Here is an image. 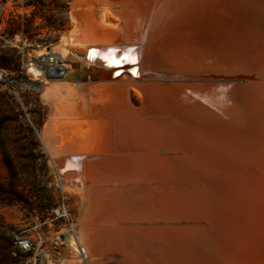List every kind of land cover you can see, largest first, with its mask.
Wrapping results in <instances>:
<instances>
[{"label":"bare ground","instance_id":"1","mask_svg":"<svg viewBox=\"0 0 264 264\" xmlns=\"http://www.w3.org/2000/svg\"><path fill=\"white\" fill-rule=\"evenodd\" d=\"M75 6L78 10L75 14L76 30L72 39L73 44L77 42L84 47V54L77 57V54L72 52L63 53L61 57H44L41 61L49 62V68L43 73L47 78L68 81V84L80 90L86 101L88 116L95 96L105 100L103 104L97 102L102 107H94L92 112L101 117L98 123L105 138L103 144L107 154L90 159L92 167L106 166L109 171H105L112 174V169L118 166L134 164L146 174L145 176L165 179L181 168L199 167L197 163L201 159L197 151L201 148L206 152L211 150L220 153L218 154L221 157L218 159L206 157L202 160L214 163L215 167H220L219 161L223 167L230 165L231 161L243 167L250 166L252 158L248 155L249 149L259 150L264 146V0H75ZM88 48L90 54L85 58ZM95 55L99 56L98 61H107L108 66H115L116 61L126 63L139 58L138 66L142 71L157 73L164 78L224 76L244 77L245 82H178L154 79L138 82L130 76H124L119 80L93 83L90 77L97 72L84 70L81 65H86L87 62L95 64ZM74 66L78 67V70L71 75L70 71ZM32 71L40 73L35 68H32ZM88 74L90 77L84 81L83 77ZM131 90L140 96V105H136L131 99ZM115 144L119 145V150L130 147L134 151H142V154L120 156L115 153ZM159 148L173 151H168L169 157H164L157 154ZM75 160L69 159L67 162L77 166ZM92 167H89L93 171L92 176H99ZM123 170L125 169L122 168L124 174ZM66 173L68 172H65V175ZM251 173L253 177L248 182L241 180L240 186L230 179L219 187L233 204L235 216L243 222L244 244L236 254L237 260L234 264H264V169ZM205 175L197 174L196 178L202 180ZM208 180L210 181L209 178ZM95 187L100 188L99 185ZM166 191L154 195L146 206L147 210L143 211L150 221L158 212H183L194 215L203 211L220 214L225 210L219 202L220 196L215 191H205L179 200L174 199L171 193L167 195ZM97 192L94 194H98ZM119 193L120 191L118 195ZM115 196L113 194V197ZM140 196L131 197V200L136 204L143 202L145 205V195L144 199ZM143 222L145 221H137V224H149L148 221ZM151 222L164 223L163 220ZM172 222L170 223L182 227L187 224L185 220ZM168 230L169 227L151 226L144 238L140 237L142 239L129 248L117 251L109 246L108 257L103 255L108 259L105 264H201L196 258H204L206 250L199 251L195 248V245L202 244L201 239L186 238V233L181 234L174 226L167 234ZM90 231L89 234L93 232ZM94 244L91 242L90 245ZM211 244H214L213 241ZM114 253L120 254L115 259L117 263L113 261ZM229 259L230 256L227 260ZM97 263L102 264L100 261Z\"/></svg>","mask_w":264,"mask_h":264},{"label":"rangeland","instance_id":"2","mask_svg":"<svg viewBox=\"0 0 264 264\" xmlns=\"http://www.w3.org/2000/svg\"><path fill=\"white\" fill-rule=\"evenodd\" d=\"M4 1L6 0H0V2ZM10 1H15L16 7L6 9L4 14L3 26L1 28L4 40L0 43V69L6 70L24 81L25 86L22 92V103H17L9 95L0 92V264H33L32 255L15 256L13 254L14 234L19 229L33 222L47 221L43 226L44 237H51L57 234L68 236L67 230L69 223L67 221L63 219L52 221V210L59 205L62 196H65L67 199L68 211L72 221L75 225L78 223L76 228L79 229L82 235L86 254L88 253L87 258L89 264L94 262L98 264L99 262L97 263V261L105 264V261L108 260L105 257H108L107 250L109 246L113 250L117 249V251L129 248L144 238L147 229L151 226L169 227L170 230L174 226L181 234L186 233V238L197 237L201 239L202 244L195 245L197 246L195 248L199 251L201 249L203 251L206 250V256L204 258L196 255L198 257L196 259L201 264H234L237 260L236 254L240 251L241 245L244 244L242 234L243 222L237 215L235 216L233 204L226 197L227 195L219 190V187L220 184L230 179L237 183L235 185L240 186L241 180L248 182L253 177L252 171L264 169V146L259 149L260 151L258 148H253L254 150L252 148L249 149L248 155L252 158L249 167H243V165L235 161H231L230 165L226 167L221 166L222 164H219L220 161L218 163L220 167H215L216 165L214 163L202 162L203 158L205 159L206 157L218 159L221 156H219V152H213L211 150L206 152L204 148H201L197 151L201 159L197 163L199 167H194L193 169L192 167L181 168L175 174L165 179H159L151 175V177L149 175L145 176L146 174L138 170L134 164L122 167L118 166L119 168L112 169V174L106 172L109 171L106 166H99L101 169L99 167H92L90 159L102 157L107 154L103 144L105 138L103 133H101L100 124L98 123V119L101 117L92 112V108L96 107L98 109L102 107L98 104H103L105 100L95 96L92 99L93 102L88 116L86 112V101L80 94V90L77 87H72L68 84L70 83L68 81L64 82L47 78L43 73L49 68V62L44 63L41 61L44 57H61L63 53L72 52L77 54V57L84 54V47L77 42L73 44L74 39H72L73 32L76 30L75 14L78 10L75 6V0ZM89 52L90 50L88 48L85 58L88 57ZM77 61L78 63H82L80 60ZM32 68L39 70L40 73L36 74L32 71ZM130 97L136 105H140L141 98L134 90H131ZM114 147L115 153H119L120 156L126 155L130 157L136 153L137 155L142 154V151H134L130 147L120 150L118 149V144H115ZM168 151L173 150L159 148L157 154L169 157L167 154ZM69 159L77 161V166L68 164L67 160ZM89 167L94 168L99 176H92L93 171ZM122 168L125 169L123 170L124 174ZM103 171L105 173L101 175L100 173ZM65 172H68L66 173L67 175H65ZM71 173L74 174L72 175ZM106 173L108 174L106 175ZM204 173L206 175L202 180L196 178L197 174L203 175ZM61 181H64V186ZM160 182L163 183L161 184ZM206 184L208 187L205 186ZM98 185L100 188L95 187ZM109 186H114L116 189L114 187L108 189ZM95 191H99L97 192L98 194H94L96 193ZM119 191L120 195H118ZM165 191L167 195L171 193V196L176 200L198 195L205 191H215L220 196L219 202H221L225 210L220 212V214L203 211L194 213V215L183 212L171 214L158 212L151 221L163 220L164 223H152L143 211L147 210L146 206L149 205L152 200L151 198ZM106 192L107 194L105 195ZM113 194L114 196L116 195L115 197L117 199L113 197ZM139 195L142 198L144 195H147L146 197L144 196L147 199V203L146 201L144 202L145 205L143 202L136 204L131 200V197L134 198ZM150 195L151 197H149ZM106 196H109L111 199ZM104 197L107 201L110 200L107 202ZM91 198L93 201H91ZM95 198L97 199L95 200ZM115 201L116 204L114 205ZM115 208L117 209L115 210ZM136 213L137 215L135 216ZM141 215L144 217L143 219ZM130 218L133 220L131 221ZM98 219L100 221H95ZM180 220H185L187 223L185 227L179 224H172V221ZM137 221H145L143 223L148 221L149 224H137ZM189 221L190 223L188 224ZM133 227H137L136 229H139V232L137 233V230ZM223 228L224 230H222ZM170 230L167 231V234ZM89 231H93L92 233L94 234H89ZM104 232L108 233L105 234ZM93 235L96 237L94 238ZM123 235H125V239ZM103 238L106 241L102 240ZM219 239L222 240L220 241ZM211 240L214 244H211ZM91 242L92 245L94 243L96 244L92 246L90 245ZM88 247L90 249H87ZM64 253L69 258L66 264H85L77 255L70 254L65 247ZM114 254L113 261L117 263L115 259L120 254ZM229 256L230 259L227 260ZM90 258L93 260L91 261Z\"/></svg>","mask_w":264,"mask_h":264},{"label":"built area","instance_id":"3","mask_svg":"<svg viewBox=\"0 0 264 264\" xmlns=\"http://www.w3.org/2000/svg\"><path fill=\"white\" fill-rule=\"evenodd\" d=\"M16 2L6 0L0 2V43L2 37L1 28L3 26L4 14L6 9L16 7ZM25 83L18 77L0 69V92L9 95L17 103H22V92ZM63 184L64 181H61ZM64 186V184H63ZM64 188V187H63ZM53 219H63L69 223L67 230L68 236L60 234L44 237L43 226L45 222H33L21 228L14 234L13 245L15 256H30L32 255L33 264H66L68 257L64 253V247L67 248L70 254L77 255L85 264H88L85 245L79 229L76 228L78 223L72 221L69 211L67 199L62 196L60 203L53 210ZM87 262H86V261Z\"/></svg>","mask_w":264,"mask_h":264},{"label":"water","instance_id":"4","mask_svg":"<svg viewBox=\"0 0 264 264\" xmlns=\"http://www.w3.org/2000/svg\"><path fill=\"white\" fill-rule=\"evenodd\" d=\"M99 56L95 55V64H90L87 62V64H82L81 68L84 70H93L97 73L90 75H85L83 77L84 81H87L88 77H90V80L93 83L97 82H104V81H112V80H119L124 76H130L134 80L138 82H143L144 80L154 79V80H168V81H226V82H245L244 77H224V76H218V77H173L170 76L169 78H164L163 76H160V74L157 73H150V71H142L140 69V66H138L139 58L135 59L134 61H116V65H109L106 63L107 61L99 60ZM88 58V57H87ZM97 59V60H96ZM90 66V67H89ZM87 67H89L87 69ZM91 68V69H90ZM44 70V68H42ZM76 70H78V67H73L70 71L71 75H74ZM71 81V80H70Z\"/></svg>","mask_w":264,"mask_h":264}]
</instances>
